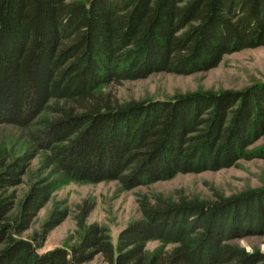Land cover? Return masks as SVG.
Instances as JSON below:
<instances>
[{
    "label": "trees",
    "instance_id": "16d2710c",
    "mask_svg": "<svg viewBox=\"0 0 264 264\" xmlns=\"http://www.w3.org/2000/svg\"><path fill=\"white\" fill-rule=\"evenodd\" d=\"M263 46L264 0H0V125L25 129L35 149L49 153L47 168L65 179L131 190L230 168L254 158L247 147L264 135V90L120 102L102 86L207 71L224 55ZM35 155L2 164L0 264H85L96 256L107 264H264L263 253L230 243L264 234L261 191L215 202L139 200L143 219L117 246L106 227H86L94 207L85 202L76 217L80 242L41 254L67 214L22 237L63 183L37 181L18 202L10 189ZM151 240L174 247L150 255Z\"/></svg>",
    "mask_w": 264,
    "mask_h": 264
},
{
    "label": "rangeland",
    "instance_id": "374dc122",
    "mask_svg": "<svg viewBox=\"0 0 264 264\" xmlns=\"http://www.w3.org/2000/svg\"><path fill=\"white\" fill-rule=\"evenodd\" d=\"M253 87L264 90V46L224 55L217 67L207 71L190 75L157 72L143 79L104 85L102 89L114 94L120 102H141L166 101L196 93L240 92ZM247 150L253 152L254 158L240 159L230 168L177 174L166 181L126 190L117 181L91 183L65 179L55 166L47 168L49 153L45 150L37 151L25 129L14 125H0V172L4 161L9 162L25 154H36L22 177L23 182L10 189V192H16L18 202L24 199L30 186L37 181L48 177L63 182L40 209L29 230L22 234L23 238L31 240L41 233L42 227L54 213L67 214L39 248L41 254L58 247L70 249L80 242L84 231L78 230L76 217L79 206L85 202L94 207L86 220V227L93 224L106 227L117 246L120 233L130 224L143 219L139 200L147 199L152 202L156 196H163L174 202L183 198L215 202L220 196L231 198L250 191H261L264 196V135L248 146ZM251 221H259V218L256 216ZM230 243L250 253L264 254V234L236 238ZM172 247L173 244L160 240H151L146 245L150 255L162 248ZM85 264L107 263L101 256H96Z\"/></svg>",
    "mask_w": 264,
    "mask_h": 264
}]
</instances>
